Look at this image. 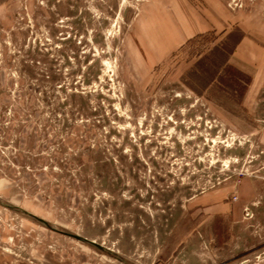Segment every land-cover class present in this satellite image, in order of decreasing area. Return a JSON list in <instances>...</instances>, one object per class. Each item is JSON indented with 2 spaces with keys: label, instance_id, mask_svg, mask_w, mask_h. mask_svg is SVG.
<instances>
[{
  "label": "rangeland",
  "instance_id": "374dc122",
  "mask_svg": "<svg viewBox=\"0 0 264 264\" xmlns=\"http://www.w3.org/2000/svg\"><path fill=\"white\" fill-rule=\"evenodd\" d=\"M0 264H264V0H0Z\"/></svg>",
  "mask_w": 264,
  "mask_h": 264
},
{
  "label": "water",
  "instance_id": "95a60500",
  "mask_svg": "<svg viewBox=\"0 0 264 264\" xmlns=\"http://www.w3.org/2000/svg\"><path fill=\"white\" fill-rule=\"evenodd\" d=\"M38 220H39L43 225H45V226L51 228V226H50L46 221L41 220V219H38ZM52 229H54V228L52 227ZM54 230H55V229H54ZM55 231H57V230H55ZM62 233L65 234V235H68V236H70V237H72V238H75L76 240L83 241V242H87L88 244H91V245H93L94 247L96 246L95 243H93V242H89V241H87V240H85V239H82L81 237H79V236H77V235L69 234V233H66V232H62Z\"/></svg>",
  "mask_w": 264,
  "mask_h": 264
}]
</instances>
